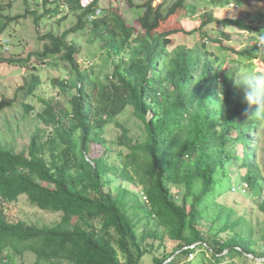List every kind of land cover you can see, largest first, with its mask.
<instances>
[{
    "label": "trees",
    "instance_id": "obj_1",
    "mask_svg": "<svg viewBox=\"0 0 264 264\" xmlns=\"http://www.w3.org/2000/svg\"><path fill=\"white\" fill-rule=\"evenodd\" d=\"M228 1L211 0L216 8H224ZM153 3L146 0L139 6L144 12L135 26L112 9L90 21L104 65L113 66L106 80L100 75L88 77L76 60L77 46L66 43L69 35L86 29L87 16L99 13L97 0L77 16L74 27L59 36L43 37L49 43L37 57L69 66L68 77L52 82L63 93L73 94L70 109L42 99L44 107L36 113L38 123L24 151L16 152L0 141V264L14 263L11 252L32 253L35 264H140L130 245L140 256L152 254L138 243L136 229L153 220L177 243L169 255L154 254L153 264H178L181 257L191 255L194 260L181 264L264 258L250 227L249 236L235 231L246 219L239 215L233 219L236 212L231 207L216 205L223 192L219 196L214 192L220 187L218 173L228 180L226 192L244 191L255 200L262 191L264 162H253L247 134L264 125V108L247 102L245 86L237 80L243 71L263 74L264 58L256 45L237 50L224 44L231 40L229 35L213 40L202 32L216 22L261 35L262 19L211 15L199 28L187 31L185 0L167 8L165 2ZM196 33L200 38L193 46L174 45L175 36ZM208 41L216 52L207 48ZM229 60L234 68L226 69ZM14 103L15 98H1L0 112ZM254 106L260 113L253 114ZM127 107L141 122L144 138L131 144L120 126L123 133L116 143L127 146L129 153L120 151L108 162L104 155L110 150L102 129ZM24 108L29 114L30 106ZM228 164L236 167L234 174L224 171ZM115 182L119 185L113 189ZM131 184L140 186L141 193ZM21 196L38 210L60 214V221L36 226L12 220L9 213ZM258 207L264 214V199ZM209 209L213 219L204 222ZM118 250L125 263L120 262Z\"/></svg>",
    "mask_w": 264,
    "mask_h": 264
},
{
    "label": "rangeland",
    "instance_id": "obj_2",
    "mask_svg": "<svg viewBox=\"0 0 264 264\" xmlns=\"http://www.w3.org/2000/svg\"><path fill=\"white\" fill-rule=\"evenodd\" d=\"M73 0H0V39L8 42V50L4 51L0 41V99L6 98L13 100L15 103L12 107L0 112V141L3 144H11L16 152L24 151L30 143L32 133L38 123L36 113H39L44 103L42 99L49 100L53 105L61 108H69V98L73 92L63 93L60 88L52 82L54 78L68 77L69 66L60 61L55 62L53 59L48 61L39 60L38 54L44 50V45L49 41L43 37L49 33L56 36L61 35L64 31L69 30L77 24V16L85 12L94 0H80L77 5H72ZM146 0H97L99 13L94 16H87L85 19L89 24L86 29L77 34L67 37L66 43L75 44L78 48L76 60L81 70L88 72V77L100 75V79L106 80L112 74V63L104 65V56L102 54L101 43L92 37L90 23L91 20L101 16L108 9L118 13L126 24L135 26L136 20L144 12L143 8L139 9ZM176 0H154L153 6L165 2V8L170 6ZM70 2V3H69ZM188 8V18L183 20L184 28L192 31L199 28L202 20L209 16L218 19L235 18L240 16L245 20L256 21L262 19L264 26V0H229L225 3L224 8H216L211 0H185ZM84 19V21H85ZM140 31L139 26H136ZM202 32H205L211 39H221L230 36V41L224 44L233 46L237 50L249 46H258L259 53L264 58V33H247L240 32L233 28H223L216 22L206 25ZM264 32V31H260ZM200 38L198 33L194 35L175 36L174 45L193 46ZM259 42L256 44V40ZM7 40V41H6ZM173 45V46H174ZM263 45V46H261ZM214 44L208 41L207 48L214 49ZM264 60V59H263ZM256 65H261L257 60H253ZM234 65L227 61L228 69ZM238 67V66H237ZM242 67V66H241ZM234 68V67H233ZM240 68V66H239ZM254 73V71H252ZM246 71L239 74L241 78L247 75ZM264 74V73H263ZM36 77V79H34ZM33 80H37L38 85H33ZM25 86L23 91L19 88ZM31 89L28 95L27 91ZM30 106L29 114L25 113L24 106ZM260 108L253 107V114L260 113ZM264 124V118L262 119ZM126 129L127 142L134 144L140 138H144L143 127L141 122L135 117L131 107H127L120 115L114 118L104 129H102V138L109 146L110 154L104 155L109 162L116 158L118 152L123 155L129 153V148L125 145H117L118 137L122 134L121 127ZM250 136V150L255 154L254 163L264 162V125L252 129ZM248 149V148H247ZM116 166V163H113ZM113 165V166H114ZM236 167L226 166L227 173L233 172ZM234 176V175H233ZM264 178V174L262 175ZM216 179L220 187L215 188L217 197L216 205L222 204L231 207L236 213L233 219L243 216L246 221L242 229L237 227L235 231H242L244 236H249V227L251 228L252 240L259 242L258 250L264 253V214L259 209L261 200L264 199V183L262 191L258 193L259 198L253 199V195L247 192H238L231 190L226 192L228 180L226 177L220 178L219 173ZM264 182V181H263ZM119 182L113 183L112 188L118 187ZM130 187L135 192H140V186L131 184ZM176 197V195H175ZM14 210L9 213L12 220H21L28 225H52L60 221V214L41 211L28 204L26 197L21 196L17 202L13 203ZM213 211L207 210L204 216V222L213 219ZM137 231L138 243L143 248H147L151 253H143L140 256L138 249L130 245V249L135 257L140 259V264H153V255L162 257L171 254L177 247V243L169 240L163 229L158 226L156 220L149 225L142 222ZM117 248V246L115 245ZM118 249V248H117ZM13 264H35V256L32 253H25L22 256L11 252ZM118 256L121 263H125V257L119 252ZM195 255L187 258L181 257L179 263L191 261ZM168 262V261H167ZM221 264H264V258H254L247 256V259L226 257Z\"/></svg>",
    "mask_w": 264,
    "mask_h": 264
},
{
    "label": "clouds",
    "instance_id": "obj_3",
    "mask_svg": "<svg viewBox=\"0 0 264 264\" xmlns=\"http://www.w3.org/2000/svg\"><path fill=\"white\" fill-rule=\"evenodd\" d=\"M0 41L2 49L7 51L8 42L5 39ZM237 82L245 86V99L249 104H258L260 108H264V74L249 73Z\"/></svg>",
    "mask_w": 264,
    "mask_h": 264
}]
</instances>
